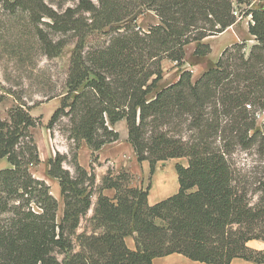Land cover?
<instances>
[{
    "label": "trees",
    "instance_id": "1",
    "mask_svg": "<svg viewBox=\"0 0 264 264\" xmlns=\"http://www.w3.org/2000/svg\"><path fill=\"white\" fill-rule=\"evenodd\" d=\"M73 1L58 10L45 0H0L11 14H27L48 57L75 42L47 127L52 132L65 120L67 138L85 141L98 162V151L120 139L114 124L125 119L128 141L151 174L161 160L187 157L188 164L176 165L177 193L150 204L151 185L131 187L129 172L109 170L97 186L93 165L73 160L71 172L68 156L57 152L48 173L59 182L61 203L31 171L40 155L30 129L40 118L19 101L8 118L0 115V159L10 163L0 170V264H154L173 253L208 264L264 263V249L248 246L264 241V118L257 123L264 112V0ZM139 8L159 22L143 29L130 20ZM249 15V52L246 41L235 42L195 81L183 69L158 89L163 60L181 68L192 43L194 56L206 57V38ZM239 153L253 166H241ZM92 207V229L78 232Z\"/></svg>",
    "mask_w": 264,
    "mask_h": 264
},
{
    "label": "rangeland",
    "instance_id": "2",
    "mask_svg": "<svg viewBox=\"0 0 264 264\" xmlns=\"http://www.w3.org/2000/svg\"><path fill=\"white\" fill-rule=\"evenodd\" d=\"M45 1L58 10H62L74 2L73 0ZM259 2L260 0H253V6H256ZM242 8H245V6ZM245 17L240 22L241 26L245 24ZM135 21L140 27L147 29L150 25L158 23L159 18L153 11L143 9ZM42 26L48 29L46 25L43 24ZM245 32L243 27L239 33L243 35ZM233 38L234 32L229 31L206 40L210 43L212 52L206 57L200 58L193 54L195 44L188 45L186 48L185 63L181 68L177 64L175 65L176 62L173 63L174 61L165 59L162 62L163 79L158 83V89L175 82L183 69L190 70L192 79L195 81L206 69L215 64L227 46L235 43L232 42ZM242 41L247 42L246 39H242ZM250 47L251 45L247 42V52H249ZM74 48L75 42L71 41L65 46L59 56L48 57L42 49L41 43L34 32L33 26L29 22L27 14L21 11L16 14H11L9 11L3 9L0 3V95L3 96V100L0 103V115L2 118H8V109L16 105L19 101L34 106L31 113L33 116L40 118V124L32 127L30 132L38 146L40 162L31 165V171L34 176L46 180L51 186V192L61 203L60 191L57 195L53 187L55 181L57 183L59 182L48 173L50 154L47 145L53 157H55L57 152L66 154L68 160L64 162V167L74 172L73 160L80 163V158L84 156L82 142L75 143L73 140L67 138L66 131L63 129L66 123L65 120L56 125L52 132L47 127V124L54 110L60 105V97L55 95L64 90L65 79ZM263 118L264 112L258 115L257 123L259 126ZM119 128L122 131L121 125H119ZM114 146L111 149L114 152H119L120 147H124L120 153L125 154L126 161L129 162L128 166L131 167L132 162L130 161H133L136 156L133 150L131 151L132 147L128 141V137H123L122 142L115 143ZM127 146L131 148L127 149ZM237 159L241 166L246 163V167H252L254 164L252 157L245 153H239ZM145 164L147 168L144 170L143 167L145 172L142 175H135L128 168H116L111 163L105 166H107L108 171L110 170L114 174H118L121 171L129 172L132 177L130 182L131 187L146 188L150 184V194L153 189L154 175L156 172H159L160 175L164 174L169 178H173L174 173L178 176L176 165L183 164L186 166L188 164V158L180 157L161 160L157 162L153 174L150 173V163L145 161ZM91 165H93L95 172L96 168L100 166V163L92 161ZM141 166H143L142 163ZM154 183L156 184V180ZM95 197H93L94 201L96 200ZM93 207L82 221L78 232L90 231L92 229L90 218L93 214Z\"/></svg>",
    "mask_w": 264,
    "mask_h": 264
},
{
    "label": "crops",
    "instance_id": "3",
    "mask_svg": "<svg viewBox=\"0 0 264 264\" xmlns=\"http://www.w3.org/2000/svg\"><path fill=\"white\" fill-rule=\"evenodd\" d=\"M243 18L238 20L237 23H235L234 25L229 27L223 33L233 31L234 32V38H233L232 42H239V41H242V39H246L247 42L249 43V45H252L255 42V38L248 31L251 16L250 15L246 16L244 19L245 24H244V26H241L240 22ZM243 27H244L246 32L242 35L239 32L242 30ZM211 37H213V36H211ZM211 37L206 38L205 41L210 39ZM173 63H175V62H173ZM175 65H176V63H175ZM119 125H121L122 131H120ZM114 128L116 130L120 131V139L116 142L108 143V144L104 145L98 151V162L100 163V166H98L95 170L97 185L102 184L103 179L108 172V168H107V166H105L108 163L114 164L116 168H122V169L128 168L135 175H142L145 172L144 170L147 168L145 161L142 162L143 166H141V163L138 162L137 157H135L133 161H130V162H132L131 163L132 166L131 167L128 166L129 162L126 161L125 154L120 153V151L124 148L122 146L120 147L119 152L111 151V149L115 147L114 146L115 143L122 142L123 137H128V127H127V122L125 119H122V120L116 122L114 124ZM121 137H122V139H121ZM131 147H132V145H131ZM131 147H128L127 149H130ZM47 149H48V152L50 154L49 157L51 159L53 156L51 154V151H50L48 145H47ZM82 150H83L84 156L82 158H80V164L82 166H84L85 168L90 169L91 164H92V159L90 158L91 151H90V149H89V147L85 141H82ZM132 150L134 152L133 147L131 148V151ZM135 156H136V154H135ZM9 166H10V163L6 157L0 159V167H2V168H0V170L3 168L9 167ZM143 167H144V170H143ZM155 180H156V184L154 183ZM154 182H153V189L148 196V200H149L150 204H153L159 200L165 199V198L177 193V191L179 190V180H178V176L175 173H174L173 178H169L168 176H166L164 174L160 175L159 172H156V174L154 175ZM104 193L106 195H108L109 197L113 198L115 196L116 191L114 188H108V189L104 190ZM95 199H96L95 201L93 200L94 206H95V203L97 201V196L95 197ZM126 241H127V244L129 247L135 248V239H134L133 235L128 236L126 238ZM248 246H250L251 248L256 249V250H262V249H264V241L254 239V240H251L248 242ZM154 264H208V263L192 260V259L188 258L187 256L181 254V253H173V254H169L166 256L154 258ZM230 264H264V263H257V262H254L251 260H246L243 258H235L232 260V262Z\"/></svg>",
    "mask_w": 264,
    "mask_h": 264
},
{
    "label": "water",
    "instance_id": "4",
    "mask_svg": "<svg viewBox=\"0 0 264 264\" xmlns=\"http://www.w3.org/2000/svg\"><path fill=\"white\" fill-rule=\"evenodd\" d=\"M143 8H139L130 18V20H136Z\"/></svg>",
    "mask_w": 264,
    "mask_h": 264
},
{
    "label": "bare ground",
    "instance_id": "5",
    "mask_svg": "<svg viewBox=\"0 0 264 264\" xmlns=\"http://www.w3.org/2000/svg\"><path fill=\"white\" fill-rule=\"evenodd\" d=\"M53 187H54V192L58 195L60 191V187L56 181L53 183Z\"/></svg>",
    "mask_w": 264,
    "mask_h": 264
},
{
    "label": "built area",
    "instance_id": "6",
    "mask_svg": "<svg viewBox=\"0 0 264 264\" xmlns=\"http://www.w3.org/2000/svg\"><path fill=\"white\" fill-rule=\"evenodd\" d=\"M235 14L238 15V11H236ZM240 18H242V17H240Z\"/></svg>",
    "mask_w": 264,
    "mask_h": 264
}]
</instances>
